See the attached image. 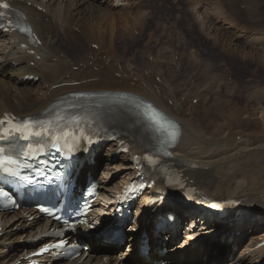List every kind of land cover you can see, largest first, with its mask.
<instances>
[{
  "label": "bare ground",
  "instance_id": "6f19581e",
  "mask_svg": "<svg viewBox=\"0 0 264 264\" xmlns=\"http://www.w3.org/2000/svg\"><path fill=\"white\" fill-rule=\"evenodd\" d=\"M10 1L19 13L26 16L27 22L39 36L41 44H36L19 34L2 35L0 118L9 113L19 118L35 116L41 112L46 113L52 105L77 92L106 94L103 102L111 105V109L116 111L113 119L114 128L120 134L119 141L129 145V153L116 156L120 147L117 142H113L106 146L105 155L97 153L95 165H89L84 157L79 163L78 185L82 184L86 172L89 171L91 176L100 182L101 196L105 198L104 203L95 206L93 219L102 222L104 215L115 211L116 195L136 175L135 165L132 163L134 157L143 156L157 143L155 126L145 122L144 120H148L144 117L140 118L130 113L126 107L112 105L111 95L108 96L112 93L140 96L155 104L181 125L180 137L175 148L172 149L171 161L184 169L183 177L187 179L188 186L199 193L198 202L204 205L200 210L183 208L176 197V192L168 188L160 179L157 186L146 191L136 203L138 210L136 209L135 213L139 214L133 215L134 221L129 223L132 232L129 239L130 250L121 251L119 257L112 256L114 250L122 246H113L112 235L104 236V233L111 229L106 226L104 233L89 238L91 251L84 261L81 262L82 255L75 261L60 264H159V261L172 260L174 258L169 259L168 254L160 251V243L166 232H169L167 234L169 236L179 234L172 223H165L166 229L156 226L152 229L151 235H148L149 243L144 244L149 247V253L142 250L144 245L140 242L135 230L143 228L142 222L149 219L151 214L157 218L164 212L175 209L181 210L186 216L190 215L191 220L186 241L180 251L174 250L179 249L180 244L179 247L177 245L171 250L180 264L264 263V248L254 249L259 238L264 237V107L252 105V107L231 109L227 107L219 110L221 107L209 105L206 100H203L202 106L195 108L190 105L191 107L186 110L185 102L181 97L193 102L201 92L196 88V94L178 95L174 88L176 80L169 79L162 69L156 67L160 63L159 55L154 58L155 61L152 62L154 65H146L150 70L148 78L139 67L125 61L119 50L126 43L130 44V47L135 46L137 43L135 32L139 31L143 34L145 29L150 28L142 27L143 22L146 23L144 20L146 14L140 11L141 4L149 0ZM184 1L177 5L179 7L177 11L184 9L192 20L188 26L183 23V19L180 20L182 25L177 30L186 32L191 38L190 44L184 43V45H188L189 49L192 48L188 55L194 62H199L200 59L197 48L208 54L207 61L214 59L219 62H228L226 58L233 60L240 58L242 62L259 63L258 58H263L258 54L247 53L245 48L241 49L242 47L233 41H225L228 34L222 25L224 23L227 29L235 31L240 37L248 36L249 46L264 48V0ZM175 13L176 11L173 15ZM177 18L181 17L177 15ZM76 29H79V32ZM213 30L218 33L214 37L216 42L207 47V41H202L200 35L208 37ZM157 31L153 26L150 28L145 44L155 41L153 38ZM222 32L224 36L220 35ZM61 35L86 46L88 50L85 51V55H78L73 59L67 52L68 45L62 41ZM128 38L131 40L129 41ZM118 40H120L119 45ZM169 43L170 46L167 49L172 50L174 42ZM24 44H27L28 48H23ZM94 45L97 49L93 48ZM211 46L222 49V52L214 49L212 51ZM215 53L223 55L216 56ZM181 60L191 64L184 61L185 58ZM173 63L171 60L170 64ZM177 65L178 63H175V67ZM75 67L78 69L74 70ZM184 72H186L185 69ZM153 73H157V78L162 76L160 85L151 79ZM29 75L39 77V80L31 83L24 81L23 78ZM170 76L175 77L173 74ZM208 83L206 82V86ZM204 96L206 97L207 94L201 95L203 99ZM262 99L264 100V95ZM188 112L191 115H187ZM243 114L245 117L242 118ZM210 120L214 121L213 128L210 126ZM81 124V118L73 115L68 119L67 128L79 127ZM100 171H102L101 176ZM117 171L124 172L121 173L120 181L116 183ZM119 175L117 173L116 176ZM113 184L114 186L111 187ZM163 195L167 198L159 205L161 208L146 209L149 202ZM218 200L240 201L245 206H254L257 215L255 213V216L248 217L242 212H235L233 207L228 205L220 206V208L224 207L223 216L215 215L209 212L208 208L211 202ZM177 217L181 219V216ZM152 222L155 224L154 220ZM58 229L57 224L51 225L32 206L14 213L0 212V264H29L27 257L42 244L48 243H42L43 236L51 230ZM209 232L214 233L212 240L203 238ZM125 235L126 232L123 233V236ZM68 237L67 235L65 238ZM245 240L248 241L244 243ZM219 242H225L231 248L229 254L221 257V260H218L216 252V248L219 249ZM12 244H16L14 250L10 249L13 248ZM239 247L242 253L237 256L236 250ZM171 252L170 255H172ZM155 255L159 257L155 258ZM39 261L40 264H48L52 261V256L45 255ZM53 264L56 263L53 262Z\"/></svg>",
  "mask_w": 264,
  "mask_h": 264
},
{
  "label": "rangeland",
  "instance_id": "374dc122",
  "mask_svg": "<svg viewBox=\"0 0 264 264\" xmlns=\"http://www.w3.org/2000/svg\"><path fill=\"white\" fill-rule=\"evenodd\" d=\"M181 2L183 3L185 1L184 0H166V1L165 0H153V1L149 0L147 2H144L145 4L142 3L140 11L142 10L141 12L146 14V17L144 19L146 21V23L143 22L142 27L146 26V27L151 28L153 26L154 29L158 30L155 33L156 34L155 37L153 38L155 41H153L150 44H145V42L148 40L150 28L145 29L146 31L143 34L140 33L139 31H136L135 32V37L137 38L136 45L130 47V44L126 43V45L119 50L121 57H123L125 59V61H127L129 64L131 63V64H134L135 66L139 67L140 71L144 72V75L147 76V78H148V77H150V74H149L150 70L146 65H150V66L154 65L153 64L155 61L154 58L157 55H159L160 56V61H159L160 63L156 67L158 69H162L163 73H165L169 79H175L176 80V82L174 83V88L177 90L178 95L181 96L182 94H186V93L196 94L195 92H197V89H198V91L201 92V93H198L199 99L198 98L194 99L193 102H191L189 100L187 101L185 97H181L182 101L185 102L186 110H188L191 106H193V107L195 106V108L202 106L203 100H206V102L209 103V105H215L217 107H221V108H219V110L225 109L227 107H228V109L236 108V107H243V106L252 107V105L259 107V108H261L262 106L264 107V100L262 99V95H264V60H263L264 59V48L262 46L261 47L260 46H249V44H247L249 41L248 36L243 35L242 37H240L238 34L235 33V31L227 29L228 27L223 23L222 26H224L226 33L228 34V37H225V41H233V43L237 44L239 47H242L241 49L245 48L247 50V53H249V54L251 53V54H255V55L258 54L261 57L263 56V58H260V59L258 58L259 63H256L254 61H253L254 63L252 61L242 62L243 60H241L240 58H239L240 60L239 59L233 60V59L226 58L227 61L228 62L231 61V63L230 62L228 63L225 61H224L225 63L219 62V60H214V59L207 61V58H208L207 55L208 54L203 52L204 50L200 51L197 48V52L199 51L198 55H199L200 59H199V62L198 61L194 62L192 57L188 55L190 53V50L192 49V48L189 49V47H187L191 42V38L189 37V35L186 32H179L178 31L180 29L179 28L180 25H182V22H180V20L183 19V23L186 26H188V24L192 20L187 16V13L185 12L184 9L177 11V9L179 8V7H177V5ZM143 4H144V6H143ZM164 4H166V5H164ZM263 4H264V2H263ZM171 6H173V7H171ZM160 9H162V10H160ZM175 11H176V13L173 15V13ZM177 15L180 16L181 18H177ZM163 16H165V17H163ZM158 17H159V19H158ZM244 21H245V18H244ZM166 22H167V24H166ZM157 25L159 28L157 27ZM219 25H220V22H219ZM169 26H171V27H169ZM177 28H178V30H177ZM175 29H176V31H175ZM76 31L79 32V29L78 30L76 29ZM210 32H211V34L208 37H206L204 35H200L202 37V41H204V42H205V40L207 41L206 42L208 45L207 47H209L211 43L216 42V41H214V37H215V35L218 34V33H216V30H213ZM138 33H139V35H138ZM232 33H234V34L232 35ZM169 34L172 36H170ZM184 34H186V35H184ZM222 34H223V32L220 33V35H222ZM182 36L185 38H183ZM223 36H224V34H223ZM61 38H62V41L68 45L67 52H69V54L73 57V59L77 58L78 55L84 56L85 51L88 50V48L86 46L80 45L79 43L69 39L67 36L64 37V35H63ZM223 39H224V37H223ZM128 40L130 41L131 39L128 38ZM172 41L174 42L173 43V49L168 50L167 47L169 48V46H170L169 42H172ZM119 42H120V40L117 41L118 45H119ZM204 42H203V45H205ZM184 43H187L188 45H184ZM140 44H144V45H140ZM147 45H148V47H146ZM94 46H93V48H94ZM251 47H253L254 50ZM95 49H97V48H95ZM213 49L215 51L222 52V49L212 47V51H213ZM173 50H175V51H173ZM172 55H173V57H171ZM215 55L216 56H218V55L222 56L223 54L222 53H215ZM182 58H185L186 60H184V61L190 62L191 64H187V63L183 62L181 60ZM187 59L190 61H188ZM171 60H173V62H174L172 65L170 64ZM200 60H202V61H200ZM175 63L176 64L178 63L177 67H175ZM80 65L82 66L83 64L81 63ZM182 68H183V70H182ZM77 69H78L77 67L74 68V70H77ZM184 69L186 70V72H184ZM219 71H221V72H219ZM208 72H209V74H208ZM153 74H154L153 76L151 75V77H152L151 79H153L156 82V84L160 85L161 84L160 78L162 76L157 78L156 77L157 73H153ZM170 74H173L175 77L172 78L170 76ZM116 76L119 77L118 75H116ZM212 77H213V79H212ZM134 79L136 80V78H134ZM217 79H218V81H217ZM205 80H206V82H209L208 84H210V85L207 84V86H206ZM215 83H217V84L215 85ZM219 83H221V84H219ZM205 86H206V89L204 88ZM184 89H186V90H184ZM208 92H209V94H208ZM203 94L204 95L207 94L206 97L204 96V99L201 97V95H203ZM184 100H186V101H184ZM257 100H259V102ZM254 101L256 103H254ZM170 104L172 105L173 101L170 102ZM187 115H191V113L188 112ZM258 116H260V115L258 114ZM243 117H245V114L242 115V118ZM213 120H214V118H213ZM213 120H210V126L212 128L214 127V121ZM237 139H239V137H237ZM105 151L106 150H104L102 152L103 155H105L104 154ZM123 172L124 171H122V172L117 171L118 175L119 174L120 175L116 176L117 173L115 174V177H116L115 182L120 181L121 176H122L121 173H123ZM101 175H102V171H100V176ZM113 186H114V184L111 187H113ZM251 210H252V212H255L254 210H256V208L254 206L249 207L250 212H251ZM187 223H189V225H190L189 220ZM185 231H188V228H186ZM184 240L185 239H183V241ZM178 244H179V242L178 243L176 242V243L168 245L166 247L171 249L174 246H177ZM12 245H13L12 250H14L16 244H12ZM218 245H219V249L216 248V250L218 251V253L220 255H224V252L226 250H228V245L223 243V242L222 243L219 242ZM236 252H238V253H236L238 256L241 254L240 249H237ZM155 258H156V255H155ZM163 262H167V261L164 260Z\"/></svg>",
  "mask_w": 264,
  "mask_h": 264
},
{
  "label": "snow or ice",
  "instance_id": "6c2138e0",
  "mask_svg": "<svg viewBox=\"0 0 264 264\" xmlns=\"http://www.w3.org/2000/svg\"><path fill=\"white\" fill-rule=\"evenodd\" d=\"M8 7L9 5L7 3L0 4V8L7 9ZM2 15L3 13H0V16ZM149 107L151 108L152 106L149 105ZM149 119H151L156 124L160 123V121L157 120L155 116H151L149 117ZM39 123L40 122L24 121L21 125H17L15 127V132L17 134L21 132H27L28 134L23 137L24 139H29L31 137L47 139V141L50 143L51 148L54 149L57 153H60L62 151L60 141L62 138L67 137L69 133L65 131L63 133V136H61L59 133H54L50 127H43V126L40 127V130H35L34 124H39ZM173 127H175V125H173ZM159 130L165 133L168 132V130L163 128L162 126ZM171 135L173 136V139H175L177 133H171ZM39 150L43 152V145H40ZM4 171L6 173L9 172L7 168H5ZM213 206L218 207V205H213Z\"/></svg>",
  "mask_w": 264,
  "mask_h": 264
}]
</instances>
